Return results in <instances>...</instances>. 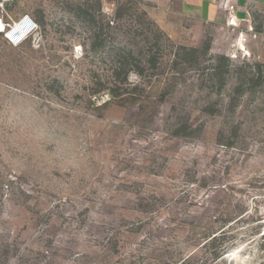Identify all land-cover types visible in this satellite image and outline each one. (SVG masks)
<instances>
[{
  "label": "rangeland",
  "instance_id": "rangeland-1",
  "mask_svg": "<svg viewBox=\"0 0 264 264\" xmlns=\"http://www.w3.org/2000/svg\"><path fill=\"white\" fill-rule=\"evenodd\" d=\"M240 1L231 26L213 2L0 0V264H264V0Z\"/></svg>",
  "mask_w": 264,
  "mask_h": 264
},
{
  "label": "built area",
  "instance_id": "built-area-1",
  "mask_svg": "<svg viewBox=\"0 0 264 264\" xmlns=\"http://www.w3.org/2000/svg\"><path fill=\"white\" fill-rule=\"evenodd\" d=\"M211 1L224 8L227 12V21L229 25L238 26L245 21V19H241L237 15V4L234 2L235 0ZM6 28H8L5 33L6 40L13 47H18L38 30V25L30 16H23Z\"/></svg>",
  "mask_w": 264,
  "mask_h": 264
},
{
  "label": "crops",
  "instance_id": "crops-1",
  "mask_svg": "<svg viewBox=\"0 0 264 264\" xmlns=\"http://www.w3.org/2000/svg\"><path fill=\"white\" fill-rule=\"evenodd\" d=\"M186 5L189 7V9H199V8H204L205 4H211V0H184ZM237 4V15L240 17L245 16V12L243 10H239V3L241 2L240 0H235L234 1ZM243 2V1H242ZM244 3V2H243Z\"/></svg>",
  "mask_w": 264,
  "mask_h": 264
},
{
  "label": "bare ground",
  "instance_id": "bare-ground-1",
  "mask_svg": "<svg viewBox=\"0 0 264 264\" xmlns=\"http://www.w3.org/2000/svg\"><path fill=\"white\" fill-rule=\"evenodd\" d=\"M1 31H3L4 33L7 32V30H5V26H2ZM5 31H6V32H5Z\"/></svg>",
  "mask_w": 264,
  "mask_h": 264
}]
</instances>
